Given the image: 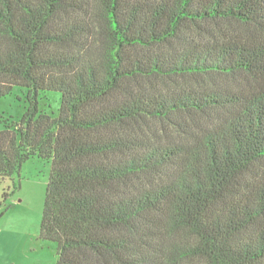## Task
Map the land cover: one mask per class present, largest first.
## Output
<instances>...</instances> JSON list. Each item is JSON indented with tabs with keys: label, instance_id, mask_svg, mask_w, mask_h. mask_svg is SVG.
<instances>
[{
	"label": "trees",
	"instance_id": "16d2710c",
	"mask_svg": "<svg viewBox=\"0 0 264 264\" xmlns=\"http://www.w3.org/2000/svg\"><path fill=\"white\" fill-rule=\"evenodd\" d=\"M15 90L0 178L50 161L55 264H264V0H0Z\"/></svg>",
	"mask_w": 264,
	"mask_h": 264
},
{
	"label": "rangeland",
	"instance_id": "374dc122",
	"mask_svg": "<svg viewBox=\"0 0 264 264\" xmlns=\"http://www.w3.org/2000/svg\"><path fill=\"white\" fill-rule=\"evenodd\" d=\"M228 34H248L249 30L234 22L221 23L212 28L218 38ZM241 79V78H240ZM220 86L234 85L227 77L213 78ZM50 102L43 100L41 108L58 114L60 95L48 92ZM23 94L0 98V117L18 120L24 113ZM157 127V126H156ZM50 161L33 158L23 163L18 174L0 178V264H55L56 244L40 238V223Z\"/></svg>",
	"mask_w": 264,
	"mask_h": 264
}]
</instances>
